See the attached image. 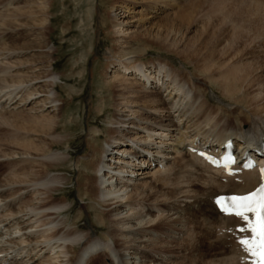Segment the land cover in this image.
<instances>
[{"label": "bare ground", "instance_id": "1", "mask_svg": "<svg viewBox=\"0 0 264 264\" xmlns=\"http://www.w3.org/2000/svg\"><path fill=\"white\" fill-rule=\"evenodd\" d=\"M20 2L15 13L5 15L0 4V127L11 130L7 139L0 140V159L7 165L0 171V264H82L84 260L86 264H174L171 256L179 246L168 240V232L180 225L195 227L208 240L222 239L234 263L246 264L232 242L239 220L222 217L212 200L249 193L259 186V178L255 172L226 178L189 154L187 143L215 150L231 138L242 153L254 155L260 150L264 141L260 72L241 63L244 59L238 51L232 52L233 46L225 49L221 43L208 49L205 41L183 42L179 47L170 43L173 26L172 32L165 30V37L159 28L151 33L141 24L138 31L131 30L132 23L146 24L156 14L169 15L165 21L169 20L187 0H151V7H146L151 17L136 22V16H130L138 14L132 11L133 4L121 5L110 14V26L103 21L101 31L117 47L101 72V92L110 95L112 111L105 118V143L100 148L88 144L89 154L82 157L79 171L83 182L77 184L90 210L96 207L98 225L106 230L104 239L95 238L94 228L78 231L60 219L72 206L56 200L54 193L67 179L46 172L66 160L48 156L62 141L53 134L63 106L47 38L50 0ZM139 40L158 41L159 47L174 51L182 67L176 68L170 60L141 62L131 51V44ZM186 65L199 74L192 76ZM102 102L93 109L96 119L106 112ZM90 135L98 137L96 131ZM176 207L185 208L189 222L175 216ZM155 210L161 213L155 216Z\"/></svg>", "mask_w": 264, "mask_h": 264}, {"label": "rangeland", "instance_id": "2", "mask_svg": "<svg viewBox=\"0 0 264 264\" xmlns=\"http://www.w3.org/2000/svg\"><path fill=\"white\" fill-rule=\"evenodd\" d=\"M150 1L50 0V30L47 33V38L50 47L54 51L53 63L54 72L56 77L58 76L56 81L59 92L58 97L63 106L59 127H57L58 130L56 129L53 134V137H61L62 141L60 140L59 142L61 143L58 142L51 148V154H48V156L56 154V156L58 155V157L66 160L62 165H59L60 167L53 166L54 169H52L53 167L48 168L49 170L45 169L46 172H50L49 175L59 174L67 179L61 185L60 190L54 193L56 200L62 201L64 199L67 204L72 206L71 211H68L70 213L62 214L60 219L62 220L63 218V221H67V227L69 226L78 231L81 229L88 230L90 227L94 228L95 238L102 237L104 239L106 230L98 225L96 207L90 210V206H87L86 197L83 196L81 189H77V184L82 181L81 172L79 171L84 166L83 161H85V158L82 157L86 156L87 153L89 154V145L100 148L105 143L107 138V132L105 131L107 129V121H105V118L108 120L112 111L110 95L101 92V84L103 83L101 74L104 72L103 67L108 60L107 57L109 54L113 55L117 47L108 39L110 35L105 36L100 27L103 21L110 26V14H113L115 9L120 8L121 5L129 6V3L130 5L133 4L131 6L132 11L138 12V14L130 15L136 16L135 22L138 19H149L152 11H147L146 7H151ZM200 1L203 0H187L188 4H182V7L177 8L175 12L178 13H174L173 17H168L169 20L167 21L165 20L169 15L156 14L154 16L157 18L149 19L145 22L146 24L140 22L132 23L134 28L131 30L133 32L138 31L141 24L147 27L151 33H153L154 29L158 31L157 29L159 28V32H162L160 36L165 37L166 34L172 32L171 28L173 26L174 32L171 33L168 40L170 43L177 42L178 47L183 42L188 45L191 43L198 45L202 41H205V44L207 43L208 49H212L214 45L219 46L221 43L225 49L233 46L231 48L232 52L238 51L239 58L244 59L241 60V63L243 61L244 64H249L248 66L252 70L259 71L260 73L258 74L262 75L264 80V0H222V6L220 5L218 8L216 2L220 0H206L204 4L199 5ZM0 4H4L2 13L5 15L9 12L11 14L15 13V6L21 5V2L20 0H2ZM13 34L7 36H12ZM0 40L3 41L1 37ZM173 46L176 47L175 45ZM131 47V51L135 52L134 55L141 62H151L156 61V59L170 60L173 61L176 68L182 67L181 61L176 58L175 52H167L163 45L162 49L158 46V41L148 43L139 40L137 43H132ZM186 68L194 77L199 74L191 65H186ZM199 76L200 78L205 77ZM211 89L215 91L218 97L223 98L217 88L212 86ZM208 93H210L209 89ZM100 94H103V102L101 101L102 97L99 98ZM100 102L106 105V112L103 114V118L96 119L97 116L93 109L99 106ZM225 102L227 101L225 100ZM211 104L215 105L216 102L211 101ZM212 108L215 110L214 106ZM92 122L94 123L93 125ZM0 128V140L7 139L11 130L4 127ZM95 131L98 137L93 139L90 134ZM199 137H202L201 133ZM3 160L5 159H0V171H4L7 166L6 161ZM83 206H86V208L82 210L81 207ZM174 211L177 212L175 216H180L184 218V221L189 222L185 208L176 207ZM160 213L155 210L153 214L156 216V214ZM169 231L168 240L172 241L175 246H179V250H175L176 252L171 256V261H174V264H177V262L178 264H235L231 250L224 249L221 243L222 239L208 240L195 227L191 226L188 228L187 225H180L178 228H171ZM156 250L162 252L160 248ZM86 263L87 260H84L82 264Z\"/></svg>", "mask_w": 264, "mask_h": 264}, {"label": "snow or ice", "instance_id": "3", "mask_svg": "<svg viewBox=\"0 0 264 264\" xmlns=\"http://www.w3.org/2000/svg\"><path fill=\"white\" fill-rule=\"evenodd\" d=\"M231 162V157H226L224 167L227 168ZM217 204L222 213L244 222L246 227L240 228V232L251 234V238L238 241L242 251L250 257L249 264H264V188L247 196L222 198L217 200ZM249 213L255 217L254 221L249 220Z\"/></svg>", "mask_w": 264, "mask_h": 264}]
</instances>
